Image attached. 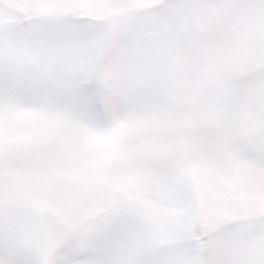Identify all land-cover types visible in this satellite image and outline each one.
<instances>
[{
    "label": "snow or ice",
    "instance_id": "obj_1",
    "mask_svg": "<svg viewBox=\"0 0 264 264\" xmlns=\"http://www.w3.org/2000/svg\"><path fill=\"white\" fill-rule=\"evenodd\" d=\"M0 264H264V0H0Z\"/></svg>",
    "mask_w": 264,
    "mask_h": 264
}]
</instances>
